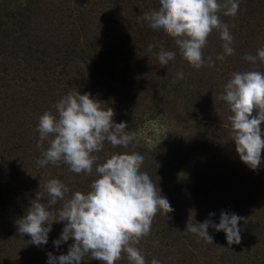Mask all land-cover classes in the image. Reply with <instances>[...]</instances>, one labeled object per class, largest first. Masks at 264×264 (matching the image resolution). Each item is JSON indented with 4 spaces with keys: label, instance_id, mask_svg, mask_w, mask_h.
I'll return each instance as SVG.
<instances>
[{
    "label": "trees",
    "instance_id": "16d2710c",
    "mask_svg": "<svg viewBox=\"0 0 264 264\" xmlns=\"http://www.w3.org/2000/svg\"><path fill=\"white\" fill-rule=\"evenodd\" d=\"M159 8L160 0H0V264H48L47 253L67 254L72 240L59 249L54 245L64 223H54L47 245L37 247L18 232L16 222L51 179L69 187L68 197L90 191L97 179L95 167L114 153L142 154L141 171L174 209L158 211L150 234L137 245L146 264L153 259L160 264H264V153L256 170L240 160L230 108L221 99L232 73L264 72L257 56L264 48V0H240L234 17L219 14L234 37V53L216 59L223 41L213 30L202 51L215 66L199 69L182 57L172 37L141 19ZM149 44L156 46L152 52ZM161 47L176 53L168 66L158 63ZM246 55L256 56V64L245 60ZM181 71L184 79L177 78ZM130 89L149 103L148 112L169 125L174 118L170 113L184 115L176 133L175 171L138 141L136 117L128 109ZM73 90L91 93L105 108L112 107L114 122L127 123L135 133L127 148L105 142L90 175L76 174L62 162L37 164L48 147L47 141L37 147L39 118L55 113L54 105ZM222 211L248 219L238 225L240 244L229 246L226 234L211 227L213 242L185 232L189 219L203 223L214 213L211 219L218 224ZM116 264L131 262L122 254Z\"/></svg>",
    "mask_w": 264,
    "mask_h": 264
},
{
    "label": "clouds",
    "instance_id": "9594fccd",
    "mask_svg": "<svg viewBox=\"0 0 264 264\" xmlns=\"http://www.w3.org/2000/svg\"><path fill=\"white\" fill-rule=\"evenodd\" d=\"M239 7L240 0H160L159 10L145 13L141 19L150 28L172 37L182 57L199 69L205 64L215 66L211 57L205 60L202 51L213 30L219 32L223 41V53L216 59L223 61L234 53V37L219 14L234 17ZM154 47L149 44L148 51L152 52ZM156 56L164 67L175 59L176 53L161 47ZM257 56L264 62V48L258 50ZM244 59L252 64L257 61L252 55ZM176 75L184 79L182 71ZM221 99L230 108L231 136L240 160L250 169H258L264 153V72L232 73ZM104 105L91 93L73 90L54 105L55 113L45 112L37 125V147L42 148L45 141L48 147L42 150L38 166L62 162L76 174L90 175L99 160L95 154L104 149L105 142L113 148H127L135 140V133L128 130L127 123H115L113 108ZM144 159L139 153L112 154L95 167L97 179L90 184V191H76L70 197L66 184L59 179L49 180L45 192L39 191L25 215L17 220L18 232L30 236V243L40 247L47 245L52 225L64 223L54 245L59 249L69 240L73 243L67 254L47 253L48 264H83L89 260L116 264L122 254L127 255L131 264H146L137 245L150 234L158 211L169 214L174 209L149 174L141 171ZM45 199L47 202H42ZM214 215L211 213L203 223L193 224L189 219L185 232L213 242L208 231L211 227L226 234L229 246L240 244L238 225L248 219L222 211L219 223L215 224L211 219ZM151 264L160 261L153 259Z\"/></svg>",
    "mask_w": 264,
    "mask_h": 264
},
{
    "label": "rangeland",
    "instance_id": "374dc122",
    "mask_svg": "<svg viewBox=\"0 0 264 264\" xmlns=\"http://www.w3.org/2000/svg\"><path fill=\"white\" fill-rule=\"evenodd\" d=\"M117 88L119 89V86ZM127 94L130 105L128 109L131 115L136 117V136L138 141L143 146L156 150L163 161L169 163L170 168L175 171L179 159L178 148L176 147V133L179 123L184 122V115L182 113L179 114L180 112L176 110L170 113L174 118L170 120L169 125L167 121L147 111L146 107L149 103L139 100L135 96L134 89L127 90Z\"/></svg>",
    "mask_w": 264,
    "mask_h": 264
}]
</instances>
